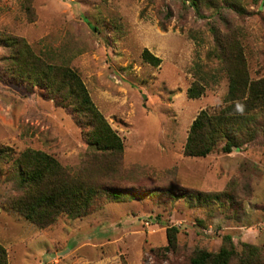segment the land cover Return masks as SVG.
I'll use <instances>...</instances> for the list:
<instances>
[{
  "label": "rangeland",
  "instance_id": "1",
  "mask_svg": "<svg viewBox=\"0 0 264 264\" xmlns=\"http://www.w3.org/2000/svg\"><path fill=\"white\" fill-rule=\"evenodd\" d=\"M197 3L0 0V244L8 264H192L196 250L216 252L225 236L237 251L230 264H240L243 244L258 248L264 264V136L227 154L183 153L196 115L216 109L227 92L217 40L237 42L250 79L264 77V0ZM8 37L79 74L123 142L121 166L108 181L129 197L45 228L9 206L19 194L12 161L22 151L76 169L91 148L69 108L43 85L10 75ZM144 49L160 58L158 66L143 60ZM194 81L205 91L189 98ZM187 192L194 197L181 198Z\"/></svg>",
  "mask_w": 264,
  "mask_h": 264
},
{
  "label": "trees",
  "instance_id": "2",
  "mask_svg": "<svg viewBox=\"0 0 264 264\" xmlns=\"http://www.w3.org/2000/svg\"><path fill=\"white\" fill-rule=\"evenodd\" d=\"M183 1L199 7L197 0ZM93 29L98 28L94 26ZM5 41L13 51L8 67L10 75L35 86L43 85L59 105L69 108L91 148V153L76 169L63 167L42 151L29 148L22 151L12 161V178L19 194L7 199L9 206L28 221L45 228L61 216L81 217L107 200L129 197L111 189L108 181L121 166L123 142L93 103L79 74L68 65L45 62L23 39L8 37ZM216 44L215 55L227 74L228 88L221 105L212 111L201 110L192 121L183 147V153L188 157H206L215 151L231 153L254 142L258 136H264V120L258 119V116H264V77L250 79L237 42L224 44L217 40ZM142 58L152 66L161 62L147 49L142 51ZM200 79L204 80L203 77ZM204 91L205 84L194 81L187 95L198 98ZM4 153L3 156L8 155V152ZM164 195L177 199L170 192H164ZM189 196L194 197L187 192L181 198ZM196 197L199 199L198 195ZM167 231L168 242L174 246L176 228ZM258 251L252 245L243 244L240 264H258ZM236 255L230 236H225L218 251L198 249L191 263L230 264ZM0 264H8L7 251L1 244Z\"/></svg>",
  "mask_w": 264,
  "mask_h": 264
}]
</instances>
